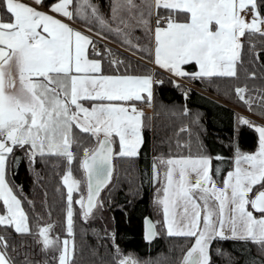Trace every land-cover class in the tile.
Segmentation results:
<instances>
[{"label":"snow or ice","instance_id":"1","mask_svg":"<svg viewBox=\"0 0 264 264\" xmlns=\"http://www.w3.org/2000/svg\"><path fill=\"white\" fill-rule=\"evenodd\" d=\"M108 7L110 15L98 0H0V264H18L21 255L9 227L35 236L40 244L42 258L24 252L22 264H74L76 215L88 222L102 210V189L113 178L114 156L140 154L146 125L138 103L153 101V85L164 81L155 70L121 71L126 62L100 40L115 35L143 49L133 44L141 39L135 31L142 29L154 39V63L175 77L239 80L243 69L245 81L234 91L264 118V39L252 38L264 37V0H109ZM147 47L151 54L152 45ZM105 56L115 65L112 72L104 69ZM189 62L198 70L188 72ZM172 82L183 87L180 79ZM237 124L258 133L257 146L245 151L237 142L222 180L217 179L220 166L213 165L224 159L220 154L154 158L146 172L148 182L159 185L154 203L163 219L144 218L145 239L158 235L159 225L170 236L189 238L180 264H215L212 245L220 239L240 242L243 264H264V122L238 114ZM76 129L94 137V143L85 146ZM74 146L82 148L84 180L73 176ZM53 156L67 162L61 177L67 188L66 199L61 192L63 236L52 234L55 222L37 223L33 231L22 186L13 184L10 172L23 159L33 168ZM106 234L115 249L113 264H140L123 253L115 231ZM215 251L236 264L232 253L220 247Z\"/></svg>","mask_w":264,"mask_h":264},{"label":"trees","instance_id":"2","mask_svg":"<svg viewBox=\"0 0 264 264\" xmlns=\"http://www.w3.org/2000/svg\"><path fill=\"white\" fill-rule=\"evenodd\" d=\"M98 2L105 13L110 15L109 0H98ZM134 36L141 39L139 41L134 39L133 44L139 42L145 46L143 49L136 51L115 35L109 36L108 39L123 48H128L145 61H151L152 53L148 52L147 46L151 44L153 48V39L146 38L142 29L136 30ZM252 38L257 41L264 39L259 35ZM100 43L102 46L110 47L112 55H117L126 62L120 65L121 71L125 68L130 74H147L150 71L142 60L129 56L109 44H103L101 41ZM248 59L249 57L245 55V65L251 69V65L247 64ZM103 66L106 72H112L115 68V65L109 64L107 56L104 57ZM186 67L188 71H195L194 63H188ZM256 70L260 71V69ZM155 74L159 80L162 79L164 82L154 85L152 114L144 115L146 126L143 129L144 142L140 154L132 158L113 157V173L116 171L118 176L123 175V180L120 181L119 177L115 180V190L109 196L112 197V202L108 204L105 200V208L88 222L83 221L78 214L76 215L74 264H113L115 249L111 236L106 234L111 231H115L116 243L124 254L132 252L141 261H147L145 264H151V262L180 264L184 252L190 246L189 238L170 236L165 232L164 227L159 225L162 232H159L152 241L145 242L143 239V217L148 214L153 220L161 221V211L155 208L152 202L155 185L148 182L146 175V172H151L153 159L166 158L171 155L208 153L215 156L220 154L224 159L213 160V165L220 166L221 172L217 179L222 180L229 167L232 166L231 158L237 142L245 151H253L257 146V132L248 125L237 124V116L241 113L236 108L264 120L258 111H253L239 100L234 91L235 86L245 81L246 74L243 69H241L239 80L227 77L191 78L188 76L196 88H188L185 85L178 88L164 73L155 70ZM251 83L252 81L249 80V84ZM256 83L259 84L261 81L258 80ZM185 91L188 92L187 96L184 95ZM184 108H187L188 112H184ZM76 131L86 141V146L92 137L87 133H82L79 129ZM73 150L77 153L73 161V175H76L81 167L80 159L83 152L82 148L75 146ZM17 155L20 153L18 152ZM128 166L131 167L129 173H132L131 185L125 182V169ZM66 170V160L55 156L46 161L38 160L33 168H30L27 159H23L18 167L10 170L14 173L11 175L13 184L17 187L22 186L24 194L22 200H24L25 210L29 213L30 227L33 231L36 230L37 223L42 225L55 222L52 234L59 232L61 236L66 235L65 203L61 197V192H63L64 199H66L67 190L61 179ZM81 171L84 176L82 167ZM111 181L102 190V196ZM74 208L77 209L75 205ZM0 230H3L2 226ZM7 231L16 246V252L21 254L17 257L18 264H22L24 252L33 253L37 258H42L40 244L35 236L17 233L11 227ZM217 247L232 253L237 258L236 264H243V256L239 251L240 242L234 239H220L213 243L212 254L215 264H229L223 256L216 253ZM256 251L253 246L252 252L255 254Z\"/></svg>","mask_w":264,"mask_h":264},{"label":"rangeland","instance_id":"3","mask_svg":"<svg viewBox=\"0 0 264 264\" xmlns=\"http://www.w3.org/2000/svg\"><path fill=\"white\" fill-rule=\"evenodd\" d=\"M101 42H107L109 45H111L113 48H116V49H118V50H121L123 53H125V54H128L129 56H132V57H135V58H138V59H140V60H142L143 62H144V64H146V66H147V68H150V70H156V71H159V72H162V71H160L159 69H155V67L157 68V66L155 65V64H153V62H152V60L151 61H145L144 59H142V58H140V57H138L137 55H136V53H134V52H132L131 50H129L128 48H123V47H121V46H119V45H117L115 42H113V41H111L110 39H107V40H100ZM107 43H103V44H107ZM132 48L133 49H135L136 51L137 50H139V49H136L135 47H133L132 46ZM134 50V51H135ZM141 61V62H142ZM154 66V67H153ZM162 73H164L165 75H167L168 77H169V75L168 74H166L165 72H162ZM172 77V76H171ZM189 81H191V80H189ZM190 83H192V84H190ZM190 83H181L182 85H185L186 87H194V88H196V86L193 84V81L192 82H190ZM226 91H227V88L225 89ZM219 99H221L220 97H219ZM152 109L153 108H151V111H149L150 112V114H152ZM257 135H258V133H257ZM192 137V136H191ZM90 142H88V144H92V143H94V137H92V139L91 140H89ZM87 144V145H88ZM190 144V143H189ZM86 145V146H87ZM117 151L119 150L118 149V147H117V149H116ZM254 151V150H253ZM115 157V156H114ZM116 158H119V157H116ZM232 164H233V162H232ZM80 167V166H79ZM129 169H131V167H126V169H125V171H126V177H125V175H124V177H125V182H127V184L128 185H131V176H132V173L130 174L129 173ZM160 171H161V173H163V171H164V165H160ZM122 172V171H121ZM114 175H113V178H112V181H111V183H110V185H109V187L107 188V189H105V191H104V195L102 196V198L104 199V201L105 200H107L108 201V204L109 203H111L112 202V197H109V196H111V194L114 192V184H115V180H117L118 178L117 177H119V180L120 181H122L123 180V175H121V176H118V174H117V172L115 171L114 173H113ZM226 174V173H225ZM76 179H81V180H84V176H83V172L81 171V167L78 169V172H77V174L76 175H73ZM112 185V186H111ZM65 187H66V185H65ZM157 187H159V185H155V187H154V189H153V200H152V202H153V205L155 206V208H157L156 207V205H155V203H154V196H155V194H156V188ZM82 189L83 190H85L86 191V185H82ZM66 190H67V188H66ZM131 192H133V190H131ZM130 192V193H131ZM74 198H78V193H76V192H74ZM108 197V198H107ZM74 205L77 207V209H79V205L78 204H75L74 203ZM103 208H105V203H104V206H103ZM102 208V209H103ZM158 210V209H157ZM160 211H161V220L163 219V214H162V210L161 209H159ZM157 221V220H156ZM66 231V230H65ZM157 232L159 233H161L162 231L159 229V226L157 227ZM165 232H166V230H165ZM167 233V232H166ZM66 235H67V233H66ZM129 253H131L132 254V256H133V258L134 259H136V260H138L139 262H140V264H145V262H147V261H141L137 256H135L132 252H126L125 253V255H127V254H129ZM151 264H157L156 262H154V263H152L151 262Z\"/></svg>","mask_w":264,"mask_h":264},{"label":"crops","instance_id":"4","mask_svg":"<svg viewBox=\"0 0 264 264\" xmlns=\"http://www.w3.org/2000/svg\"><path fill=\"white\" fill-rule=\"evenodd\" d=\"M153 41V52H152V62H153V64H155L154 63V39L152 40ZM189 63H194V62H189ZM195 64V63H194ZM156 66H157V68H155V69H159L160 71H162V72H165L166 74H168L169 76H172V80H174V79H180L181 80V83H190V82H192V81H189L190 79H188V76H186V77H184V78H180V77H175V76H173L172 74H170V73H168L167 72V70H165V69H163L162 67H160L159 65H157V64H155ZM198 70V65H196L195 64V71H197ZM188 71V70H187ZM188 72H191V71H188ZM156 78L159 80V78H158V76H156ZM192 78V77H191ZM190 84H192V83H190ZM155 85V84H154ZM154 85H153V88H154ZM192 87V86H191ZM142 103H144L145 105H146V107H147V111H143L144 112V114H147V113H150L149 111H151V108H152V101L151 102H144V101H141ZM140 103V102H139ZM138 103V104H139ZM236 110L237 111H239L240 113H241V115H243V116H248V117H251L252 119H254V120H257V121H260V122H264V120L263 119H260V118H257V117H255V116H253V115H251V114H249V113H247V112H245V111H243V110H241V109H238V108H236Z\"/></svg>","mask_w":264,"mask_h":264},{"label":"water","instance_id":"5","mask_svg":"<svg viewBox=\"0 0 264 264\" xmlns=\"http://www.w3.org/2000/svg\"><path fill=\"white\" fill-rule=\"evenodd\" d=\"M83 171H84V170H83ZM106 186H107V185H106ZM106 186H105V187H106ZM102 190H103V189H102ZM145 217H150V216L147 215V216H145ZM145 217H144V218H145ZM144 218H143V220H142V235H143V239H144L146 242H150V241H152L155 237H154L152 240H150V241L145 239V226H144V225H145V221H144ZM150 218H151V217H150Z\"/></svg>","mask_w":264,"mask_h":264},{"label":"built area","instance_id":"6","mask_svg":"<svg viewBox=\"0 0 264 264\" xmlns=\"http://www.w3.org/2000/svg\"><path fill=\"white\" fill-rule=\"evenodd\" d=\"M103 43H107V42H103ZM108 44V43H107ZM106 44V45H107ZM114 57H118L117 55H113ZM154 67V66H153ZM156 68V67H155ZM138 107H140L141 109H143V111H147L148 109H147V107H146V105L144 104V103H142V102H140L139 104H138Z\"/></svg>","mask_w":264,"mask_h":264},{"label":"flooded vegetation","instance_id":"7","mask_svg":"<svg viewBox=\"0 0 264 264\" xmlns=\"http://www.w3.org/2000/svg\"><path fill=\"white\" fill-rule=\"evenodd\" d=\"M147 215H148V214H146L145 216H147ZM145 216H144V217H145ZM149 216H150V215H149ZM144 217H143V218H144ZM150 217H151V216H150ZM151 218H152V217H151ZM152 219H153V218H152ZM142 220H143V219H142ZM145 242H146V241H145Z\"/></svg>","mask_w":264,"mask_h":264}]
</instances>
